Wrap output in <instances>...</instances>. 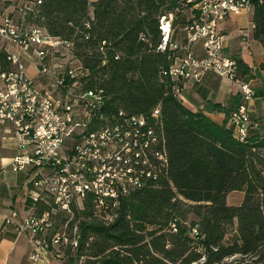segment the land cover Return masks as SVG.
Segmentation results:
<instances>
[{
	"label": "trees",
	"instance_id": "16d2710c",
	"mask_svg": "<svg viewBox=\"0 0 264 264\" xmlns=\"http://www.w3.org/2000/svg\"><path fill=\"white\" fill-rule=\"evenodd\" d=\"M184 8L191 9L186 0H43L27 17L52 36L75 43L77 57L91 72L87 87L103 90L110 109L150 115L159 108L158 130L166 140L168 168L122 202L114 223L99 221L91 201L86 202L79 246L65 249L63 264H193L203 257L205 264H223L235 256L264 264V137L250 132L241 143L227 123L190 112L175 95L176 83L164 74L176 55L158 51L160 19L173 14L174 28ZM188 23L173 42L183 41ZM253 23L254 38L264 47V3L255 2ZM104 41L122 54L119 60L108 51L103 65L99 47ZM10 69L2 50L0 71ZM239 72L249 73L240 60ZM241 103L238 95L228 109L216 104L207 109L225 112L229 121ZM234 192L245 194L240 206L227 203ZM35 205L39 213L52 210ZM190 214L197 220L189 221ZM55 218H61L58 228L64 227L66 215ZM175 220L178 233L169 228ZM189 222L206 236L202 245L190 237Z\"/></svg>",
	"mask_w": 264,
	"mask_h": 264
},
{
	"label": "built area",
	"instance_id": "2783aa9c",
	"mask_svg": "<svg viewBox=\"0 0 264 264\" xmlns=\"http://www.w3.org/2000/svg\"><path fill=\"white\" fill-rule=\"evenodd\" d=\"M14 14L0 15V41L6 47L9 71H0V125L8 126L7 133L16 140L18 154L8 165L14 172H28L26 212L13 211L7 225L14 226L19 235L28 237L33 246L31 260L51 264L55 255L64 260V249L76 250L81 235L78 226L91 201L94 217L105 225L116 221L122 202L133 193L157 180L168 168L166 140L158 130L160 110L150 115H136L108 107L103 90L87 87L91 72L77 57L76 45L52 36L44 28L30 24L27 17L43 4V0H13ZM97 0H90V4ZM255 2L264 0H186L194 12L183 32L182 42H173L174 15L160 19L162 42L158 51L170 50L176 56L165 75L178 84L199 81L212 73L237 85L242 103L230 114L235 138L246 143L251 130L259 125L252 120L248 103L255 93L243 82L239 61L226 54L230 37L219 32V24L230 16L254 11ZM90 29V23L86 24ZM248 43L249 34H242ZM201 42L204 56L196 57L194 44ZM119 60L122 54L112 44L99 47L103 65L107 52ZM29 65L38 72V79L27 73ZM35 203L52 207L40 212ZM66 215L64 227L58 228L55 216ZM73 231L69 225L75 220ZM190 237L202 245L206 236L199 226H191ZM178 233L177 220L169 225ZM59 229V230H57ZM198 253L203 249L199 246ZM237 257L225 260L231 264ZM243 259V257H241ZM241 262V263H240ZM206 258L193 264H205ZM234 264H262L250 257ZM232 263V264H233ZM63 264V263H62Z\"/></svg>",
	"mask_w": 264,
	"mask_h": 264
},
{
	"label": "crops",
	"instance_id": "0c3cea01",
	"mask_svg": "<svg viewBox=\"0 0 264 264\" xmlns=\"http://www.w3.org/2000/svg\"><path fill=\"white\" fill-rule=\"evenodd\" d=\"M13 3V4H11ZM17 6L13 0H0V15L14 14ZM219 32L228 35L226 54L242 61L249 68V73L242 76L243 82L249 84L255 93L254 99L248 103L252 120L259 123V127L251 132L264 137V47L254 38L253 12L239 16H230L219 24ZM248 32V43L243 40L242 34ZM1 47L6 45L0 41ZM247 53L244 54L243 51ZM192 51L196 57H203L202 43L193 45ZM33 71V74L31 72ZM27 73L30 77L38 79V72L29 65ZM180 92L177 98L192 113L202 112L206 117L219 125L227 123L232 129L225 112L208 110V104L220 105L228 109L241 95L237 85L229 80L222 79L212 73H206L201 80H189L179 84ZM8 126L0 125V156L4 158L3 164L8 165L11 158L18 154L16 140L7 133ZM30 178L28 172H14L10 167L2 169L0 164V264H46L45 261L31 260L33 246L25 235H19L14 226L7 225L13 211L25 214L27 190ZM240 193L242 197L238 204L230 202L234 194ZM244 192H234L228 196L229 206H240L244 201ZM23 214V215H24ZM22 215V216H23ZM51 264H60L61 261ZM62 264V262H61Z\"/></svg>",
	"mask_w": 264,
	"mask_h": 264
},
{
	"label": "rangeland",
	"instance_id": "374dc122",
	"mask_svg": "<svg viewBox=\"0 0 264 264\" xmlns=\"http://www.w3.org/2000/svg\"><path fill=\"white\" fill-rule=\"evenodd\" d=\"M11 4H13V3H11ZM193 17H194V12H193V10H192V9H186V8H184V9L180 12L179 16H178L177 19H176V25H175L174 28H173V30H174V34H175V35H178V36H182V35H183V33H182V28L184 27L185 20H186V19L192 20ZM243 53L246 54L247 51L244 50ZM31 74H33V71L31 72ZM241 197H242V195H241L240 193L234 194L233 197L231 198L230 202H231L232 204H238V203L240 202V198H241ZM21 213H22V215L24 214L23 212H21ZM84 220H85V217L82 216L81 221H84ZM193 220H197V219H196V216H195L194 214H190V215H189V221H193ZM56 221H57V222H60V221H61V218L56 219ZM57 230H59V229H57ZM64 250H65V249H64ZM62 255L66 258L64 252L62 253ZM65 258H64V259H65ZM51 260H52V262H58V263H59V261H60L55 255L51 256ZM235 261H242V262H243L244 259H242L241 257H237L233 262H235ZM233 262H230V263L232 264ZM62 263H63V262H62ZM240 263H241V262H240ZM60 264H61V262H60ZM233 264H234V263H233Z\"/></svg>",
	"mask_w": 264,
	"mask_h": 264
}]
</instances>
